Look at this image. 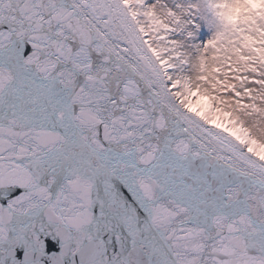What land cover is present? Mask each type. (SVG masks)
Returning <instances> with one entry per match:
<instances>
[{
  "label": "snow or ice",
  "instance_id": "6c2138e0",
  "mask_svg": "<svg viewBox=\"0 0 264 264\" xmlns=\"http://www.w3.org/2000/svg\"><path fill=\"white\" fill-rule=\"evenodd\" d=\"M0 264H264V0H0Z\"/></svg>",
  "mask_w": 264,
  "mask_h": 264
},
{
  "label": "rangeland",
  "instance_id": "374dc122",
  "mask_svg": "<svg viewBox=\"0 0 264 264\" xmlns=\"http://www.w3.org/2000/svg\"><path fill=\"white\" fill-rule=\"evenodd\" d=\"M191 103L193 104V110L195 111L196 110V100L193 99ZM201 103H206V98H201Z\"/></svg>",
  "mask_w": 264,
  "mask_h": 264
},
{
  "label": "water",
  "instance_id": "95a60500",
  "mask_svg": "<svg viewBox=\"0 0 264 264\" xmlns=\"http://www.w3.org/2000/svg\"><path fill=\"white\" fill-rule=\"evenodd\" d=\"M211 126V125H210Z\"/></svg>",
  "mask_w": 264,
  "mask_h": 264
}]
</instances>
